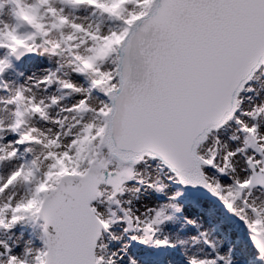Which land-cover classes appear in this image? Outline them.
<instances>
[{
	"label": "snow or ice",
	"instance_id": "1",
	"mask_svg": "<svg viewBox=\"0 0 264 264\" xmlns=\"http://www.w3.org/2000/svg\"><path fill=\"white\" fill-rule=\"evenodd\" d=\"M28 56L53 66L10 82ZM261 77L264 0H0V232L41 229L19 253L0 239V264H171L184 241L164 234L167 209L188 188L240 219L264 261ZM141 185L168 203L124 198ZM124 235L143 251L113 249ZM200 237L215 255L186 264H232Z\"/></svg>",
	"mask_w": 264,
	"mask_h": 264
},
{
	"label": "rangeland",
	"instance_id": "2",
	"mask_svg": "<svg viewBox=\"0 0 264 264\" xmlns=\"http://www.w3.org/2000/svg\"><path fill=\"white\" fill-rule=\"evenodd\" d=\"M81 15H87L88 13L85 11H81ZM42 63L45 67H51L53 65L48 64L47 57L39 58L34 56H29L24 58L22 61L17 62L14 69L10 70L7 74V79L10 82H22L19 80L23 67H26L31 62H39ZM264 87V80L262 84L258 87L259 89ZM67 168V167H66ZM7 175V174H6ZM5 175V176H6ZM177 189H181L182 186L179 184H175ZM186 194L179 198V204L177 206L180 208V211L174 212V210L167 209L169 215L173 217L171 221L166 224L164 234L168 235L172 240H183L184 243L182 245H177L174 250H168L166 255H168L171 259V264H186V256L189 255H197L198 252L202 251L204 245L209 246V248L213 251L208 243H205L204 237H198L201 232H206V239L210 241L212 244L216 246V251H218V247L222 244L225 245L226 239L230 241V245L228 248L231 251L236 253V260L239 263L246 264H264V261L258 259V253L256 247L253 245V242L250 238V233L246 225L238 219L236 216L231 214L222 204L223 208H217L216 205H212L210 202V195L204 196L205 200L208 198V204L206 205L204 202H199L191 198V194L189 190L186 189ZM207 192V191H206ZM198 207L199 210H198ZM195 208L198 211V214L201 213V208L206 211L208 217L207 224H201L194 229H190V227L194 224L186 223V216L184 217V209H192ZM224 209V210H223ZM182 214V217L177 216L178 214ZM189 219V218H187ZM28 230L24 233L25 246L21 249V251L25 247H39V235L41 233V229L38 224H27L25 225ZM115 227V228H114ZM113 227L112 231L120 236L122 233V225L116 224ZM192 228V227H191ZM1 233V232H0ZM219 233H221L220 236ZM197 237V240L191 239V237ZM238 241H237V240ZM236 241V244H232V242ZM114 244L119 245L120 247L125 243L129 242L131 247L129 248V252L131 254H140L143 251L144 246L136 243L135 241H129L128 235H124L123 238L119 241H112ZM232 244V245H231ZM238 245V246H236ZM20 251V252H21ZM211 255L209 251H205L203 255ZM234 257V256H233ZM183 258V259H182ZM182 259V260H181ZM125 264H127V256L125 259Z\"/></svg>",
	"mask_w": 264,
	"mask_h": 264
},
{
	"label": "bare ground",
	"instance_id": "3",
	"mask_svg": "<svg viewBox=\"0 0 264 264\" xmlns=\"http://www.w3.org/2000/svg\"><path fill=\"white\" fill-rule=\"evenodd\" d=\"M43 67H45V66L42 65V63H40V61L37 62V63L31 62L26 67H23V69H22L21 72H23L24 75L22 77L19 76L18 79L23 82V79L25 78L26 75L31 74L32 72H38ZM263 80H264V77H261L260 80L256 82L255 86H256L257 89H259L258 87L262 84V81ZM248 95H253V94L252 93H248ZM261 96L264 97V91H261ZM73 164H74V162L65 160V165H66V167L68 169H71L73 167ZM141 167H143V166H141ZM0 171H2V174L6 175L7 174V171H8V168H5V169L0 170ZM149 171H150V169H149ZM153 175H155V174H153ZM140 187H141L140 193H126L124 198L127 199L130 196H137L138 195L140 198L139 199H136V200H133V204L136 207H140L141 204H145V203L146 204H153V203H155L157 205L158 204H166V203H168V200L166 198V194L156 193L153 190H146L143 185H141ZM176 189H177V187L175 186V184H173V185H171L167 189V191L168 192H171V191H174ZM201 189H203V188H201ZM174 203L179 204V199L177 201H175ZM199 208L200 207H198V210H199ZM169 209L170 210H174V212H178L174 208H169ZM200 211H201V213L198 214V211L195 208H192V209H184V213H185L184 217L186 216L187 218L196 221V224L192 225L191 226L192 228L190 227V229H194L195 227H197V225L199 226L202 223L203 224L204 223L205 224L208 223V217H207L206 211L204 212V210L202 208H201ZM177 216L182 217V214L180 213ZM27 230H28V228H26L25 225L18 226L17 229L14 230V234L1 232L0 233V239L6 240L9 243L13 244L14 245V251L17 252V253H19L21 251V249L25 246V240H24V237L25 236H24V233ZM197 232H198V234H197L198 237H200V234H199L200 231L197 230ZM219 235L220 236H223V235H221V233H219ZM226 242L227 243H225V245L222 244L220 246H217L218 247V251L217 252H219L221 255L227 256L232 261V264H241L235 258L236 253L234 251H231L228 248V246L230 245V241H227V239H226ZM236 243H237L236 241L232 242V244H236ZM238 245H236V246H238ZM111 247L113 249H119V248H121L119 245H116V243L114 244L113 242H111ZM202 249H203L202 251H200V252L197 253V256H199V257L208 256L207 254L206 255H203V253H205V251H209V253L211 255H213V256L215 255V252L212 251L209 248V246L207 247V245H204V247ZM125 259H126V256H125L124 260H122V261L119 262V264H125ZM242 264H246V263H242Z\"/></svg>",
	"mask_w": 264,
	"mask_h": 264
},
{
	"label": "water",
	"instance_id": "4",
	"mask_svg": "<svg viewBox=\"0 0 264 264\" xmlns=\"http://www.w3.org/2000/svg\"><path fill=\"white\" fill-rule=\"evenodd\" d=\"M188 190H189V193L191 194V198L192 199H194L196 201H199L201 203L204 202L206 205L208 204V198H207V200H205L204 196H207L209 193L206 192L204 189H201V188H196V189L188 188ZM209 195H210V202H211L212 205H216L217 208H223L222 203L217 198H215L211 194H209Z\"/></svg>",
	"mask_w": 264,
	"mask_h": 264
}]
</instances>
